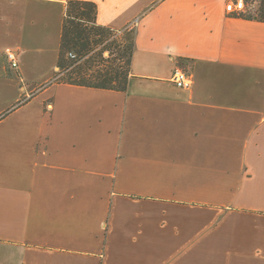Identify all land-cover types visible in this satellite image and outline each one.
Listing matches in <instances>:
<instances>
[{
  "label": "crops",
  "instance_id": "obj_1",
  "mask_svg": "<svg viewBox=\"0 0 264 264\" xmlns=\"http://www.w3.org/2000/svg\"><path fill=\"white\" fill-rule=\"evenodd\" d=\"M87 1L126 91L49 83L67 0H0V264H264V21Z\"/></svg>",
  "mask_w": 264,
  "mask_h": 264
},
{
  "label": "trees",
  "instance_id": "obj_2",
  "mask_svg": "<svg viewBox=\"0 0 264 264\" xmlns=\"http://www.w3.org/2000/svg\"><path fill=\"white\" fill-rule=\"evenodd\" d=\"M96 11L92 1L67 0L58 70L49 83L126 91L135 48L133 30H129V36L119 39L122 31L97 23ZM230 13L264 21V0H244L242 9ZM105 51L107 56H104ZM24 101L22 99L18 104Z\"/></svg>",
  "mask_w": 264,
  "mask_h": 264
},
{
  "label": "built area",
  "instance_id": "obj_3",
  "mask_svg": "<svg viewBox=\"0 0 264 264\" xmlns=\"http://www.w3.org/2000/svg\"><path fill=\"white\" fill-rule=\"evenodd\" d=\"M231 2H234L235 4L237 3L241 6L239 8L232 9L230 8ZM243 7H244V0H229L227 10L229 12H233L235 10L242 9ZM70 55L73 56L71 53ZM6 58L11 68H14V69L18 68L17 57H16L15 52L12 49L6 50ZM187 76H188L187 73L182 68H178L174 70L173 75H172V80L177 86H185L189 83Z\"/></svg>",
  "mask_w": 264,
  "mask_h": 264
},
{
  "label": "rangeland",
  "instance_id": "obj_4",
  "mask_svg": "<svg viewBox=\"0 0 264 264\" xmlns=\"http://www.w3.org/2000/svg\"><path fill=\"white\" fill-rule=\"evenodd\" d=\"M241 5H239V4H235L234 2H231L230 3V8H232V9H234V8H239ZM121 35V37H119V39H123V38H125L126 36H129L130 35V33H129V31L128 30H125V31H122V33L120 34ZM108 55V52L107 51H105L104 52V56H107Z\"/></svg>",
  "mask_w": 264,
  "mask_h": 264
}]
</instances>
